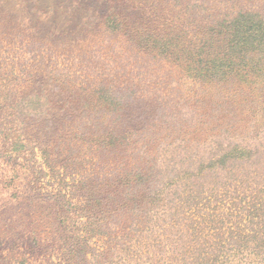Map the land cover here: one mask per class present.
Returning a JSON list of instances; mask_svg holds the SVG:
<instances>
[{"label": "trees", "instance_id": "trees-1", "mask_svg": "<svg viewBox=\"0 0 264 264\" xmlns=\"http://www.w3.org/2000/svg\"><path fill=\"white\" fill-rule=\"evenodd\" d=\"M82 14L66 62L2 98L32 117L11 123V149H38L83 223L46 264H264V0H86Z\"/></svg>", "mask_w": 264, "mask_h": 264}, {"label": "rangeland", "instance_id": "rangeland-1", "mask_svg": "<svg viewBox=\"0 0 264 264\" xmlns=\"http://www.w3.org/2000/svg\"><path fill=\"white\" fill-rule=\"evenodd\" d=\"M85 4L86 0L0 2V40L4 39L0 44V264L58 262L67 253L71 237L78 240L84 234L83 223L68 219L71 212L65 207L69 197L64 185L49 176L38 149L34 153L11 149V123L31 125L32 117L15 115L2 98L7 94L19 98L35 87H24V73L31 71L46 82V71L54 61L66 62L68 41L82 34V22H88L82 14ZM92 4L98 14L101 8ZM96 179L92 184L97 195L104 183L100 175ZM94 241L97 236L87 249Z\"/></svg>", "mask_w": 264, "mask_h": 264}]
</instances>
